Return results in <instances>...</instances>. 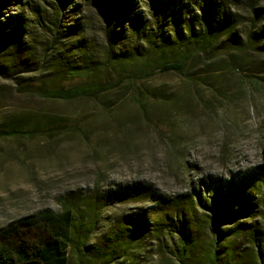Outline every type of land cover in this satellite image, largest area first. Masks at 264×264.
I'll return each instance as SVG.
<instances>
[{
    "label": "rangeland",
    "instance_id": "obj_1",
    "mask_svg": "<svg viewBox=\"0 0 264 264\" xmlns=\"http://www.w3.org/2000/svg\"><path fill=\"white\" fill-rule=\"evenodd\" d=\"M10 1L0 9V22L17 16L25 18L27 26L16 59L20 65H12L14 51L0 54V65L9 69L0 74V126L64 125L57 134L0 139V229L68 211L75 229L64 253L66 264H108L115 248L112 233L126 217L144 214L148 233L109 264H207L215 250V233L209 218L193 208L197 194L206 202L204 183L264 167V55L249 51L235 56L212 49L186 60V76L156 72L96 98L41 99L20 92L21 86L38 82L59 88L78 79L105 80L99 71L107 53L105 19L92 0H71L59 18L58 0ZM182 1L201 16L198 5L211 0ZM212 1L217 15L231 20V31L241 42L264 26V14L252 25L251 9L264 13V0ZM132 2L130 17L115 13L120 23L114 27L122 36L135 13L149 16L148 0ZM37 12L42 25L35 21ZM70 25L80 26L78 32L64 35V26ZM170 31L166 27L164 33ZM134 39L118 41L116 51L142 46ZM84 67L95 71L74 76ZM130 186L141 188L144 196L113 198L105 207L99 202L109 192ZM179 198L187 202L180 204ZM256 199L257 214L247 223L264 233V189ZM182 214L194 225L197 244L190 253H182L178 234L154 230L157 224H172V230L177 224L179 229ZM231 241L237 264H256L255 247L246 235Z\"/></svg>",
    "mask_w": 264,
    "mask_h": 264
},
{
    "label": "trees",
    "instance_id": "obj_2",
    "mask_svg": "<svg viewBox=\"0 0 264 264\" xmlns=\"http://www.w3.org/2000/svg\"><path fill=\"white\" fill-rule=\"evenodd\" d=\"M92 5L104 16L106 26L105 37L107 40L106 61L102 71L106 74L103 81H79L65 83L59 88H49L38 82H29L22 85V93H30L41 99L70 101L79 98H96L108 94L122 85L133 84L134 82L148 79L156 72L173 71L185 75L184 65L186 60L195 56L206 54L207 51L216 49L219 53L235 56L243 55L249 51H255L264 55V26L258 32L247 33V40L241 42L235 38L232 30L231 20L227 15H217L213 8V1H206L204 5H198L201 9V16L192 13L188 3L181 0H148L149 16L145 18L144 13H135L127 22V31L122 36V31L116 33L114 18L115 13L125 14L133 12L132 0H92ZM10 0H0V9ZM56 14L64 17L66 4L71 0H58ZM175 2V3H174ZM176 5L173 11L170 6ZM253 11V26L264 14L262 9L251 8ZM170 11V12H169ZM72 12V11H71ZM61 13V14H59ZM214 14H216L214 16ZM35 19L38 25H42V15L36 13ZM203 16V17H202ZM23 17H9L4 23L0 22V54L8 50L13 52V67L20 65L17 55L20 49L19 43L23 38L24 28L27 26ZM55 26L56 24L52 22ZM117 26V25H116ZM151 26V27H150ZM58 27H63L58 24ZM170 27L171 31L164 33L165 28ZM64 35H72L80 28L78 25L64 26ZM111 28V29H110ZM152 29V30H151ZM117 34H120L119 36ZM134 39L142 46H135L130 51H116L118 43L122 39ZM120 39V40H119ZM119 41V42H118ZM122 43V41H121ZM14 47V48H13ZM233 58V57H232ZM24 59H21L22 61ZM234 62V60H232ZM239 61V60H237ZM232 62V64H233ZM240 62V61H239ZM235 65L233 64V67ZM240 65H238L239 67ZM236 66V68H238ZM95 69L84 67L74 76H88ZM9 72L8 67L0 65V74ZM28 123L19 125L4 124L0 126V139L6 137L20 136H42L57 134L62 131L63 123L46 126L34 123L30 127ZM207 197L206 202L200 199L197 194L196 206L210 222V229L215 233L213 254L208 257L207 264H237L234 254L232 238L237 235H246L253 245L256 264H264V233L247 221L257 214L256 196L258 191L264 189V167L247 170L234 175L227 181L216 180L215 182L204 183ZM144 191L137 186H130L124 191L109 192L102 196L99 202L102 206L110 204L113 198H142ZM180 199V198H179ZM193 198H191L192 200ZM180 204L187 201L180 199ZM179 202V200H176ZM189 211V208L186 207ZM179 211H177L178 213ZM208 212V213H207ZM178 215V214H177ZM177 218V224L170 229L172 224H166L164 228L157 224L155 232L169 235L178 234L180 247L183 252L190 253L197 243L192 236L191 222ZM131 219V220H130ZM264 220V217H263ZM71 215H40L20 220L17 224H11L0 229V264H66L64 253L71 242V232L75 229L70 224ZM227 226L224 229L222 226ZM81 226L77 225V228ZM24 228V229H22ZM169 229V231H168ZM150 230V225L144 214H134L126 217L122 225L112 235L114 249L109 253L108 264L113 256L124 252L127 253L130 245L141 235ZM220 254V256L218 255ZM238 264H246V261ZM113 263V262H111Z\"/></svg>",
    "mask_w": 264,
    "mask_h": 264
}]
</instances>
